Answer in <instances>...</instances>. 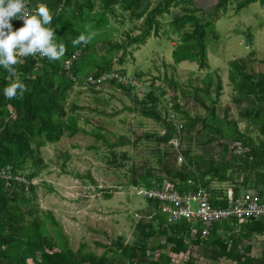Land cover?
Instances as JSON below:
<instances>
[{"label":"trees","instance_id":"16d2710c","mask_svg":"<svg viewBox=\"0 0 264 264\" xmlns=\"http://www.w3.org/2000/svg\"><path fill=\"white\" fill-rule=\"evenodd\" d=\"M254 1L256 0H246L245 4ZM95 2V0H25L32 12L38 5L48 7L53 21L46 27L53 28L54 42L64 44L66 51L58 61H49L46 57L38 58V56L20 58L21 62L14 67L17 69L18 79L25 84L26 91L22 97L12 100H7L2 90L13 83L15 78L0 68V171L11 165L13 171L18 173L19 169L25 168L28 160L32 161V164L43 165V159L37 154L42 146L48 142L56 143L65 135L73 136L80 131L75 116L68 115L66 108L68 94L74 89L75 81L67 77L63 70V62L84 45V43L76 46L72 44L78 36L85 35L83 24L90 22L96 26L93 20L96 6L101 11V20L105 19V13L112 10L114 12L116 5L127 11L131 18L144 17L145 27L140 35L111 43L114 48L123 50L122 56H125L129 46L145 43L153 26L155 29L157 27V16L164 11L162 7L168 9L174 0H163L162 6L150 11L149 2L145 9L141 8L144 0ZM226 4L227 0H220L216 8L218 12L220 7ZM217 10L215 16H218ZM189 19L191 22L194 21L191 23L192 30L182 35V42L173 51L174 62L197 61L201 67H206L207 35L213 22H204V19L195 16H180L173 20L177 32L185 27V22ZM11 23L13 30L19 29L16 19ZM88 47V44H85V49ZM246 68L245 61L231 60L229 79L235 90V102L238 104L247 102L251 106L241 114L259 128L262 135L260 143L255 145L252 138L241 131L238 121L229 122L228 128L221 121H217V110L213 100L208 116L187 115V121L178 127L159 112L157 109L160 103L159 96L156 91L151 90L136 106L142 116L162 123L165 132L145 135L147 139L155 142L152 156L157 164L153 166L148 161L141 165V171L134 164L132 185L152 188L162 185L164 180H167L180 192L206 188L212 193V203L221 207H230L234 200L249 188H253L264 199V73L249 72ZM110 69L109 65L98 67L92 74L98 76ZM87 75L82 73L81 66L77 64L76 82L83 85ZM116 84L124 90H133L132 86ZM221 89L222 84L219 80L216 86L217 95ZM202 90L210 96L211 83H206ZM201 102L205 104L204 98ZM72 106V109L78 108L74 103ZM207 107L210 109L209 106ZM175 108L180 110L179 103H175ZM198 124L202 125V130L196 132L203 147L200 152H196L194 148L193 135ZM176 136H179L185 159L180 165L178 154L170 143ZM99 137L102 135L100 134ZM140 138L143 137L139 136L138 139ZM215 138L220 148L213 151L208 145H211V141ZM220 140L228 142L224 143ZM229 141L241 142V148L237 145L232 147ZM109 144L113 147L136 145L137 141L119 137L116 142ZM245 147L248 149L243 150ZM208 151L210 152L207 154ZM25 176H27V184L13 181L8 186L3 179H0V264H29V258L34 264H173L175 262L202 264L198 261L193 247L200 248L208 242H211V246H215L219 258L234 257L233 250H229L228 242L223 239L222 234L228 232L231 234L238 224L237 220L216 223L207 238L208 242L201 241L200 223L193 224L187 220L168 222L167 213L162 209L161 203L155 200H147L148 208H154L156 212L151 215L146 211L145 215L150 218H141L138 221L135 239L132 242H126L123 237L111 240L108 246L110 254L105 253L101 256L91 252L84 253L83 248L75 250L63 233L60 234L63 238L60 243L43 229L44 220L34 202L37 195L32 179L36 174ZM239 179L242 181L237 183ZM214 182L228 183L230 187L224 191L214 187ZM242 191L244 192L241 193ZM48 214L51 216V213ZM51 218L55 222L54 217ZM249 223L259 224L261 227L258 229L259 232L264 230L263 219L250 220ZM163 237H166V246L157 245V248H154L151 245V240L154 239L160 244ZM168 245H171L169 251ZM152 250H160V253H151Z\"/></svg>","mask_w":264,"mask_h":264},{"label":"rangeland","instance_id":"374dc122","mask_svg":"<svg viewBox=\"0 0 264 264\" xmlns=\"http://www.w3.org/2000/svg\"><path fill=\"white\" fill-rule=\"evenodd\" d=\"M227 4L230 5L228 12L236 13L235 24L230 21L233 15L225 16L223 8L221 11L219 9V12L216 9L218 16H215L216 10L206 13L203 17L204 13L198 15L206 21L214 22L207 35L206 67H201L197 61L174 62L173 51L182 42L181 38L175 47L165 37L156 43L152 42L164 53L160 57L154 56L151 48L146 49L149 51L147 53L144 48H134V57L128 53L121 57L120 50L111 45L122 39L116 29L117 22L112 23L109 16H106L98 29L90 22L83 24L85 35L91 34L92 39L87 43L88 49L84 47L82 58L80 57L74 65L75 73L77 64L81 66L84 75L88 74L86 77L93 75L98 67L109 65L111 72L124 75L128 80H133L134 84L133 90L129 91L120 88L116 81L106 80L100 85H91L85 78V83L80 85L75 79L67 76L75 81V85L68 94L66 108L68 115L75 116L80 131L73 136L65 135L56 143L48 142L42 146L37 154L43 159V165L32 164V161L28 160L25 168L18 171L19 182L26 184L28 180L25 175L36 174L32 179L37 195L35 207L44 220L43 229L60 243L63 241L60 234L63 233L75 250L83 248L84 253L91 252L97 256L110 254L108 246L111 240L123 237L126 242H132L138 221L141 218H150L145 215L146 211L151 215L155 214L154 208H148V199L137 193L138 188L146 187L134 186L131 183L134 164L139 171L142 170L141 165L148 161L153 166L157 164L152 156L155 142L147 139L145 135L165 132L162 123L142 116L136 106L149 91L157 92L160 100L157 109L178 127L187 121V115L208 116L214 101L217 121H221L225 127L228 128L231 121H238L241 131H258L255 124L242 117L241 112L251 106L247 102H235V90L229 74L230 62L233 59L245 61L249 72L264 73V1L256 0L245 4L243 8L236 4L235 0H227ZM219 16L217 20L216 17ZM122 17L125 18L124 27L129 29L135 23L133 20H136L137 24L140 23L130 16L132 20L128 21L126 13ZM98 19L101 20V16L93 18L95 24H98ZM77 25L81 27L78 23ZM232 28L235 31H230ZM36 56L41 58L39 54ZM106 72L103 73L107 74ZM218 79L222 84L219 95L216 91ZM208 82L211 83L210 96L202 90ZM203 98L205 104L201 102ZM73 103L78 108L72 109ZM175 103H179L180 110L175 108ZM201 126L198 124L193 132L196 152L203 148L196 133L202 130ZM100 134L102 137H99ZM139 136L143 138L140 140ZM119 137L136 140L137 144L117 147L109 144L116 142ZM170 143L178 154V164H182L185 159L179 136ZM211 143L208 146L213 151L220 148L217 138ZM229 144L232 147L239 145L233 141H229ZM34 147L36 148L35 145ZM227 185L229 184L213 183L214 187L222 190H226ZM193 207H196L195 203ZM48 213H51L58 224ZM165 242L166 237L161 238L160 244L154 239L150 241L154 248H157V245L166 246ZM167 247L169 251L171 245ZM154 252L157 254L160 250L151 251ZM195 252L200 261L208 258L212 259L211 264H219L217 249L207 246V243ZM28 262L34 264L31 258Z\"/></svg>","mask_w":264,"mask_h":264},{"label":"crops","instance_id":"0c3cea01","mask_svg":"<svg viewBox=\"0 0 264 264\" xmlns=\"http://www.w3.org/2000/svg\"><path fill=\"white\" fill-rule=\"evenodd\" d=\"M95 1H96L95 3H97V0H95ZM162 1L163 0H144L141 8L145 9L148 2H149L148 10L150 11V10H153L155 7L162 6L161 5ZM241 1L242 0H239V1L235 0V3L238 5H241V7L243 8L246 0L242 1V2H244V4ZM219 2H220V0H174V2L171 4V6L168 9L165 7H162V8H164V11L157 16V20H158L157 27L155 29V26H153V28L151 30V34L146 39L147 41L144 44H140L139 46H136L135 44L132 46H129L127 48L126 54L127 53L131 54V56L134 57V55H133L134 48L137 50L144 48L145 53L149 52L147 50H149L151 48L154 52V56L158 55L160 57V56L164 55V53L159 50L160 47H158L154 44V43H156V41L165 37V38H167V40H169L170 44H172V46L175 47L179 44L178 39L182 38V35H184L186 32H189L192 30V24L191 23L194 21L191 22V19H189L187 22H185L186 23L185 27H183L179 32H177L178 30H176V27L174 26V22H173V20L175 18H179L180 16H187V17L188 16H195V17L200 18L198 15H201L204 13L202 15V17H203V16H205L206 13H209L212 10L215 11ZM114 8H115L114 12L112 10V11H110V13H105L104 15H105V17L109 16V20L112 23H113V21L118 23V26H116V29H118L119 38L122 37V39H120V40H127L130 37H136V36L140 35L141 32L143 31L144 27H145L144 17L137 19V20H139L138 22H140L138 24L136 23V20H133L135 23H133L132 28L129 29L128 27H124L123 21L125 18L122 16L123 15L125 16V13H126L128 19H129L128 21H131L132 19H135V18H132L130 20L129 13L127 11H124L121 8V6H119V5H116ZM222 8L225 9V12H224L226 14L225 16L233 15L232 17H230L231 18L230 21H232L235 24V22H237L236 17H234V15L236 16V13L234 11H233V14L228 12V10L230 9V5L226 4V5L221 6L220 11L223 10ZM232 8H234V6ZM99 12H100V14H99ZM100 16H101V11H100L99 7L96 6V8L94 10V17L99 18ZM219 18H220V16L216 17L217 20ZM201 19H203V18H201ZM216 19H215V21H216ZM103 21L104 20H99V22H98V24H96L95 28L98 29L99 25H102ZM203 21L205 22L206 20H203ZM100 22H102V23H100ZM122 24H123V28H121ZM213 24H214V22H213ZM214 27L215 26H213V30H214ZM230 31H235V29L232 28ZM175 41H177V42H175ZM152 42H154V43H152ZM122 52H123V50H120L119 56H121V57H123ZM206 54H207V51H206ZM138 64H136V65H138ZM97 69H95V71ZM243 132H245L248 136H250L252 138L255 145H258L260 143L262 135L260 133L259 128H258V131H255V132H251V131H249V129H247L246 131H243ZM254 133H255V135H253ZM235 143H237V142H235ZM238 143H239L238 147L241 148L240 147L241 142H238ZM246 149H248V148L245 147L243 150H246ZM241 181H242V179H239L237 181V183H240ZM229 187H230V185H227L226 190H228ZM226 190H224V191H226ZM247 191L255 192L253 188H249ZM243 192L244 191H242L241 193H243ZM260 228L261 227L259 226V224H254V223L248 224V221H247L244 223H238L237 226H235V229L232 231L231 234H230V232L222 234L223 239H225L228 242L229 250H233V256L234 257L231 258V257L227 256V257L219 258V256L217 255V259L219 260V264H263V262H264V230L259 232L258 229H260ZM207 241H208V239H207ZM210 244H211V242H208L207 246L213 247V248L215 247V246H211ZM201 247H203V246H201ZM193 249L196 251V250H198V247L195 246V248L193 247ZM214 249H216V248H214ZM195 254H196V252H195ZM197 259H198V257H197ZM198 261L201 262L202 264H211L212 263V259H208V258L203 259V261H200L198 259ZM180 264H182V263H180Z\"/></svg>","mask_w":264,"mask_h":264},{"label":"built area","instance_id":"2783aa9c","mask_svg":"<svg viewBox=\"0 0 264 264\" xmlns=\"http://www.w3.org/2000/svg\"><path fill=\"white\" fill-rule=\"evenodd\" d=\"M27 11L32 13V9L26 5ZM18 27L23 26V20H17ZM81 49L74 51L63 62V70L66 75L77 80L74 65L83 53ZM40 57V56H39ZM110 72V73H109ZM106 72L99 76L89 75L86 82L91 85H100L106 80L116 81L123 85L133 86V80H128L124 75L117 72ZM238 144V143H236ZM19 173L13 171V166L9 165L0 171V177L10 186L13 181H20ZM137 193L143 195L148 200H155L161 203L163 210L167 213V220L176 223L180 220H187L190 223H200L201 241L207 240L212 228L216 223L237 220L244 223L250 220H264V199L253 191H246L237 197L230 207L216 206L212 203V193L206 188H199L196 191L180 192L173 185L164 180L162 185L152 188H138ZM193 203L196 207H193ZM193 227V226H192ZM173 264H180L175 262Z\"/></svg>","mask_w":264,"mask_h":264},{"label":"clouds","instance_id":"9594fccd","mask_svg":"<svg viewBox=\"0 0 264 264\" xmlns=\"http://www.w3.org/2000/svg\"><path fill=\"white\" fill-rule=\"evenodd\" d=\"M13 19H22L23 26L13 30ZM52 21L53 16L45 5H38L30 14L25 0H0V68L15 78L13 83L2 90L7 100L22 97L26 91V86L18 79L17 69L14 67L21 62L20 58L39 54L49 61H58L64 56L65 45L55 43L53 28L46 27ZM91 39V34H81L72 44H87Z\"/></svg>","mask_w":264,"mask_h":264}]
</instances>
